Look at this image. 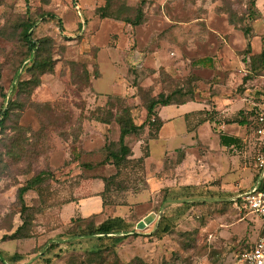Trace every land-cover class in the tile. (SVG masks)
Segmentation results:
<instances>
[{
	"label": "rangeland",
	"instance_id": "obj_1",
	"mask_svg": "<svg viewBox=\"0 0 264 264\" xmlns=\"http://www.w3.org/2000/svg\"><path fill=\"white\" fill-rule=\"evenodd\" d=\"M28 21L55 59L30 92ZM263 48L264 0H0V264H230L262 228L232 199L257 174L259 141L241 121L264 93ZM159 93L172 96L161 128L128 136L116 167V117L128 108L141 124ZM41 172L22 215L19 190ZM105 181L97 218L63 216ZM108 217L119 233H90ZM23 219L27 236L12 238Z\"/></svg>",
	"mask_w": 264,
	"mask_h": 264
},
{
	"label": "trees",
	"instance_id": "obj_2",
	"mask_svg": "<svg viewBox=\"0 0 264 264\" xmlns=\"http://www.w3.org/2000/svg\"><path fill=\"white\" fill-rule=\"evenodd\" d=\"M49 20H55V15L53 13H48ZM127 20V18H126ZM141 17H138L136 20L128 19L129 23L138 25L141 23ZM59 25L62 26L61 21H57ZM34 26V22L28 21L23 30H22V38L27 44L28 51L31 54L33 51H35L34 58L32 61V65L30 67L31 71V78L27 81H24L22 85L27 86V90L30 92L34 88L38 87L41 84V77L42 75L46 73H51L54 70V63L55 59L47 49L48 46L53 42L51 38H41V39H34L32 34V28ZM262 55H264V48L262 51ZM172 104V96L165 95L164 93H159L157 96H153L148 100L146 109H147V118L144 122L141 124H137L134 121V118L131 115V112L128 108H123L121 113L116 117L118 124L120 126V137H119V147L116 150H111L110 156L113 159V162L115 163L116 167H120L124 165L125 162H127L128 157L132 155V149L126 142V138L130 136L131 134L139 136L144 132L145 127H149L150 133L153 134V137H155L157 131L162 126V119L159 117L157 113V107L159 105L168 106ZM9 113V108L4 109L2 112V117L0 118V125L2 124V120L4 117H6ZM252 116V113L249 111L247 117L245 120H242L241 123H245L246 125L251 124L250 118ZM105 123H109L110 119H101ZM221 143L223 146H232L237 145L240 141V139L236 136H231L222 133L220 135ZM45 172H41L38 175H36L31 181L30 184L24 187H21L19 190V200L22 204L21 214L23 215L28 207L25 204L24 200V193L26 190L30 188H39L41 184L45 180ZM107 181H105V188L100 193L103 204L106 207L105 202V192L107 190ZM41 194V193H40ZM99 214H92L88 217H78L80 222H86L90 219H95L98 217ZM73 220V218H72ZM119 220V221H118ZM80 222L77 225V229H80ZM122 223V220L120 218H107L104 221H102L99 224H92L93 227L90 225H87V227H91L90 233L96 234L100 233L103 235H110L114 233H119L117 230L120 228V224ZM29 227V221L28 219H23L22 225L18 227V229L15 231V233L12 235V238H20V237H26L27 235H22L23 231ZM165 230L168 231L166 228ZM259 235H264V227L262 226L261 231ZM7 264V263H6Z\"/></svg>",
	"mask_w": 264,
	"mask_h": 264
},
{
	"label": "built area",
	"instance_id": "obj_3",
	"mask_svg": "<svg viewBox=\"0 0 264 264\" xmlns=\"http://www.w3.org/2000/svg\"><path fill=\"white\" fill-rule=\"evenodd\" d=\"M249 111L252 113L250 125L259 141L257 174L251 185L239 191L232 201L240 210L260 219L264 227V93ZM230 264H264V235H259L251 245L238 251Z\"/></svg>",
	"mask_w": 264,
	"mask_h": 264
},
{
	"label": "crops",
	"instance_id": "obj_4",
	"mask_svg": "<svg viewBox=\"0 0 264 264\" xmlns=\"http://www.w3.org/2000/svg\"><path fill=\"white\" fill-rule=\"evenodd\" d=\"M104 186L101 183L95 185L90 195L78 196L74 195L70 201L63 205L62 213L65 217H73L77 214L79 217H88L92 214H101L106 210L103 204V199L100 193L103 191ZM79 194V193H77Z\"/></svg>",
	"mask_w": 264,
	"mask_h": 264
},
{
	"label": "water",
	"instance_id": "obj_5",
	"mask_svg": "<svg viewBox=\"0 0 264 264\" xmlns=\"http://www.w3.org/2000/svg\"><path fill=\"white\" fill-rule=\"evenodd\" d=\"M157 217L156 213H151L146 216L143 220L137 223V228L144 229L151 221H153Z\"/></svg>",
	"mask_w": 264,
	"mask_h": 264
}]
</instances>
